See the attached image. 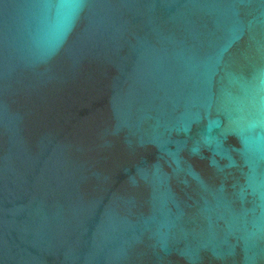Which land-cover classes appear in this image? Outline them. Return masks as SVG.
Returning <instances> with one entry per match:
<instances>
[{"label": "water", "instance_id": "water-1", "mask_svg": "<svg viewBox=\"0 0 264 264\" xmlns=\"http://www.w3.org/2000/svg\"><path fill=\"white\" fill-rule=\"evenodd\" d=\"M0 264H264V0H0Z\"/></svg>", "mask_w": 264, "mask_h": 264}]
</instances>
